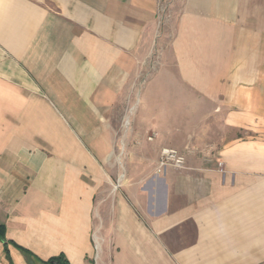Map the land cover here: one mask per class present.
Listing matches in <instances>:
<instances>
[{"label":"crops","instance_id":"1","mask_svg":"<svg viewBox=\"0 0 264 264\" xmlns=\"http://www.w3.org/2000/svg\"><path fill=\"white\" fill-rule=\"evenodd\" d=\"M0 225L12 264H264V0H0Z\"/></svg>","mask_w":264,"mask_h":264},{"label":"rangeland","instance_id":"2","mask_svg":"<svg viewBox=\"0 0 264 264\" xmlns=\"http://www.w3.org/2000/svg\"><path fill=\"white\" fill-rule=\"evenodd\" d=\"M172 38H173L172 35L167 36V41L166 42L169 43V41H171ZM149 59L151 61L157 59V52L155 50H153V48H151L150 55H149ZM151 71H152V67H150L149 73H151ZM132 114H133V112L128 111L126 114H122V115L119 114L116 117V118H118V120H115V121L118 122V125L120 127L119 130H118L119 137H122V132L124 131V129L127 130L126 128H128L130 126L131 119H132ZM108 119H106L104 121V122H106L107 126L109 125V122H108L109 120ZM121 129H123V130L121 131ZM148 140L151 141L152 140V137H148ZM159 158H160V156H159Z\"/></svg>","mask_w":264,"mask_h":264},{"label":"built area","instance_id":"3","mask_svg":"<svg viewBox=\"0 0 264 264\" xmlns=\"http://www.w3.org/2000/svg\"><path fill=\"white\" fill-rule=\"evenodd\" d=\"M184 163L183 157L180 156L176 151L163 149L160 153V158L158 161V168L163 169L168 166L174 168H182Z\"/></svg>","mask_w":264,"mask_h":264},{"label":"trees","instance_id":"4","mask_svg":"<svg viewBox=\"0 0 264 264\" xmlns=\"http://www.w3.org/2000/svg\"><path fill=\"white\" fill-rule=\"evenodd\" d=\"M0 242H2V244H3L4 255H5V258L8 262V264H12L10 257H9L8 249H7L8 242H6V240H5V228L2 225H0ZM44 264H67V262L61 256H59L57 258L50 259L49 261H47Z\"/></svg>","mask_w":264,"mask_h":264}]
</instances>
